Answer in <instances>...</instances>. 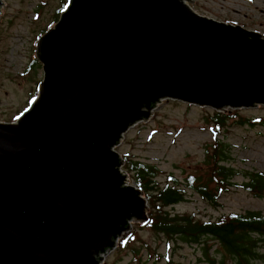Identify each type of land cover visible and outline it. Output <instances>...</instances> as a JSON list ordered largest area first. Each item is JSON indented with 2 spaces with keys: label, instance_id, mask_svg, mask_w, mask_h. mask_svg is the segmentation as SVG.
I'll list each match as a JSON object with an SVG mask.
<instances>
[{
  "label": "water",
  "instance_id": "95a60500",
  "mask_svg": "<svg viewBox=\"0 0 264 264\" xmlns=\"http://www.w3.org/2000/svg\"><path fill=\"white\" fill-rule=\"evenodd\" d=\"M36 55V98L0 121V264H100L147 220L113 148L159 101L264 106L263 34L187 0H70Z\"/></svg>",
  "mask_w": 264,
  "mask_h": 264
},
{
  "label": "rangeland",
  "instance_id": "374dc122",
  "mask_svg": "<svg viewBox=\"0 0 264 264\" xmlns=\"http://www.w3.org/2000/svg\"><path fill=\"white\" fill-rule=\"evenodd\" d=\"M66 1L2 0L0 121H15L14 113L31 105L34 100L43 78L42 64L36 55L37 43L43 33L54 25L53 18ZM187 2L200 15L241 25L264 36V0ZM233 110L236 116L227 121L216 138L229 147L230 158L226 164L237 170L233 179L236 185L221 192L217 206L188 190L186 200L167 207L169 213L194 214L199 220H215L223 214L248 210L264 214V191L263 195L257 196L241 185L248 174L264 173V106ZM233 110L229 109L231 113ZM212 111L209 107L178 100H161L147 119L129 127L114 149L123 160V156L129 154L133 159L156 165L160 170L156 182L160 185L166 182L169 174L180 181L188 173L205 174L204 147L215 138L212 125L206 123V117ZM240 118L248 121L238 123ZM122 170V174L125 171L127 176L125 185L135 186L131 174L124 167ZM143 195L140 196L143 198ZM147 207L148 211L149 205ZM139 224L144 223L129 221L123 234L133 230L137 234L136 240L120 250L117 244L109 254L104 255V264H210L211 259L218 261L222 256L228 259L218 241L212 237L204 236L201 243H186L178 239L170 241L164 235L139 227ZM259 245L258 252L264 254V243L260 241ZM253 264H264V257L256 259Z\"/></svg>",
  "mask_w": 264,
  "mask_h": 264
},
{
  "label": "trees",
  "instance_id": "16d2710c",
  "mask_svg": "<svg viewBox=\"0 0 264 264\" xmlns=\"http://www.w3.org/2000/svg\"><path fill=\"white\" fill-rule=\"evenodd\" d=\"M62 7L57 10L54 21L58 20ZM21 110L14 113V117ZM234 111L232 113L229 110L212 111L206 117V123L212 125L215 138L204 147V165L207 167L205 174L198 176L195 172L188 173L182 181L169 174L166 182L160 185L156 182V177L160 173L156 165L133 159L129 154L123 156L124 169L131 174L135 185L148 200V221L139 224V227L164 235L170 241L178 239L186 243H201L204 236L214 238L228 255V259H225V256L218 261L211 259L210 264H253L256 259L264 257V254L258 252L260 241L264 243L262 212L249 210L241 213L232 212L223 214L215 220H199L194 214H172L167 209L168 206L172 207L186 200L188 190L197 193L211 205L217 206L221 192L236 185L233 179L237 175V170L226 164L230 158L229 147L216 138L227 121L236 116ZM246 121L248 119L240 118L238 123ZM247 176V180L241 184L242 187L257 196L263 195L264 173H250ZM136 238L137 234L132 230L120 239L119 250L126 248L125 245ZM167 243L169 244V241Z\"/></svg>",
  "mask_w": 264,
  "mask_h": 264
},
{
  "label": "bare ground",
  "instance_id": "6f19581e",
  "mask_svg": "<svg viewBox=\"0 0 264 264\" xmlns=\"http://www.w3.org/2000/svg\"><path fill=\"white\" fill-rule=\"evenodd\" d=\"M1 10H3V8Z\"/></svg>",
  "mask_w": 264,
  "mask_h": 264
}]
</instances>
